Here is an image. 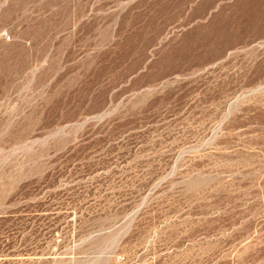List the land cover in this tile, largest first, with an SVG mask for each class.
Here are the masks:
<instances>
[{"label": "rangeland", "instance_id": "1", "mask_svg": "<svg viewBox=\"0 0 264 264\" xmlns=\"http://www.w3.org/2000/svg\"><path fill=\"white\" fill-rule=\"evenodd\" d=\"M0 264H264V0H0Z\"/></svg>", "mask_w": 264, "mask_h": 264}]
</instances>
